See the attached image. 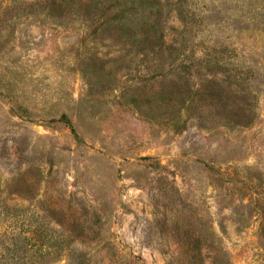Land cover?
<instances>
[{"label":"rangeland","instance_id":"374dc122","mask_svg":"<svg viewBox=\"0 0 264 264\" xmlns=\"http://www.w3.org/2000/svg\"><path fill=\"white\" fill-rule=\"evenodd\" d=\"M152 3L0 0V264H264V0Z\"/></svg>","mask_w":264,"mask_h":264},{"label":"trees","instance_id":"16d2710c","mask_svg":"<svg viewBox=\"0 0 264 264\" xmlns=\"http://www.w3.org/2000/svg\"><path fill=\"white\" fill-rule=\"evenodd\" d=\"M116 0H54V2L59 7L69 6V11L71 14H79L83 12L84 19L90 20L94 18L97 13L103 9H107V7L111 6L113 2ZM142 0H130L132 3L131 9H133V14L137 12V8L141 5ZM151 3L159 0H148ZM143 13H141V34H142V45L140 46V50H149L152 52H158L162 49L164 36H165V24L166 20L169 17L170 9H164L162 6L154 7L153 3L150 7H144ZM179 18L184 25L187 26V23L193 22L197 23L195 19V15L193 11H190L186 8L180 7L178 8ZM121 14L118 16L120 17ZM225 48V46H224ZM172 49H175L174 45ZM178 49V48H176ZM223 51L225 49H222ZM173 59H177L176 56ZM209 66V65H208ZM41 234L36 229L35 236L33 237V241L30 237H26L25 240L30 245L41 244L44 237H40Z\"/></svg>","mask_w":264,"mask_h":264}]
</instances>
